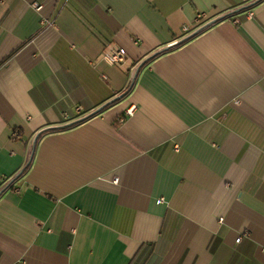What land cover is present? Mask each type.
Wrapping results in <instances>:
<instances>
[{
	"label": "crops",
	"instance_id": "0c3cea01",
	"mask_svg": "<svg viewBox=\"0 0 264 264\" xmlns=\"http://www.w3.org/2000/svg\"><path fill=\"white\" fill-rule=\"evenodd\" d=\"M2 186L0 264H264V0H0Z\"/></svg>",
	"mask_w": 264,
	"mask_h": 264
},
{
	"label": "built area",
	"instance_id": "2783aa9c",
	"mask_svg": "<svg viewBox=\"0 0 264 264\" xmlns=\"http://www.w3.org/2000/svg\"><path fill=\"white\" fill-rule=\"evenodd\" d=\"M33 7L38 9L39 5L36 3H33ZM201 15H198L200 17ZM184 31H187V27H183ZM101 59L107 64V65H120L122 64L126 59V51L124 48L119 46H110L107 47L101 55ZM135 110V106L128 107L125 110V116H131ZM12 137L17 138L18 134L16 132L12 133ZM114 181H117V178L114 179ZM159 201H163L162 198L159 199ZM240 237H238L236 240L238 241Z\"/></svg>",
	"mask_w": 264,
	"mask_h": 264
},
{
	"label": "trees",
	"instance_id": "16d2710c",
	"mask_svg": "<svg viewBox=\"0 0 264 264\" xmlns=\"http://www.w3.org/2000/svg\"><path fill=\"white\" fill-rule=\"evenodd\" d=\"M129 88H130V87L127 88V90L125 91V93H124L120 98L114 99V101H111L110 103H112V102H116V101L120 100L121 98H123V97L129 92ZM110 103H106V105H108V104H110ZM106 105H104V106H106ZM102 108H103V107H102ZM102 108H101V109H102ZM101 109H99L98 111H100ZM54 129H55V128H54ZM28 166H29V163H28V164L22 169V171H20L18 174L15 175V179H16L17 177L21 176V174H22L23 172L26 171V169L28 168ZM5 189H6V186H2V187L0 188V194H1Z\"/></svg>",
	"mask_w": 264,
	"mask_h": 264
},
{
	"label": "rangeland",
	"instance_id": "374dc122",
	"mask_svg": "<svg viewBox=\"0 0 264 264\" xmlns=\"http://www.w3.org/2000/svg\"><path fill=\"white\" fill-rule=\"evenodd\" d=\"M116 66H119L121 67L124 75H126L128 78H129V82H128V85L131 84L132 82V79H133V76H134V73H131V70L127 69V68H124V63L123 64H120V65H116Z\"/></svg>",
	"mask_w": 264,
	"mask_h": 264
},
{
	"label": "water",
	"instance_id": "95a60500",
	"mask_svg": "<svg viewBox=\"0 0 264 264\" xmlns=\"http://www.w3.org/2000/svg\"><path fill=\"white\" fill-rule=\"evenodd\" d=\"M123 94H124V93L118 95L116 98H120ZM116 98H115V99H116ZM96 112H97V111H95L94 113H96ZM91 115H92V114H91ZM91 115H89V116H91ZM89 116H88V117H89ZM82 120H83V119H82ZM36 138H37V135H36L35 138H34V141H33L34 143H35V141H36ZM32 154H33V151H32ZM29 162H30V161H29Z\"/></svg>",
	"mask_w": 264,
	"mask_h": 264
}]
</instances>
